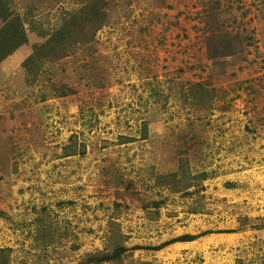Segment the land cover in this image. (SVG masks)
I'll use <instances>...</instances> for the list:
<instances>
[{
	"label": "rangeland",
	"instance_id": "374dc122",
	"mask_svg": "<svg viewBox=\"0 0 264 264\" xmlns=\"http://www.w3.org/2000/svg\"><path fill=\"white\" fill-rule=\"evenodd\" d=\"M0 6V264H264V0Z\"/></svg>",
	"mask_w": 264,
	"mask_h": 264
},
{
	"label": "trees",
	"instance_id": "16d2710c",
	"mask_svg": "<svg viewBox=\"0 0 264 264\" xmlns=\"http://www.w3.org/2000/svg\"><path fill=\"white\" fill-rule=\"evenodd\" d=\"M92 5V7L91 8H93V12H95L96 10H100V7H98V4H96V3H94V4H91ZM5 8V7H4ZM3 8L0 6V21H2V22H4V25H3V27H1L0 28V30H4V28L5 27H7L10 23H12V19H8V17L10 16L9 14H7L6 12H1V10H2ZM99 14V13H98ZM100 16H101V14H100ZM6 22V23H5ZM6 25V26H5ZM10 32V31H9ZM12 32V31H11ZM12 34H14L15 35V33L14 32H12ZM6 40V41H5ZM23 40H24V35H20L19 36V38L16 40L15 39V37H13V38H9V33H5V35H4V38H3V43L4 44H6L7 43V45H10V44H14V43H12V41H14L15 42V44H14V46L11 48V51L13 50V49H15L18 45H20L22 42H23ZM11 46V45H10ZM53 50V51H52ZM54 51H56V50H54L53 48H48V50H46L45 49V46H41L39 49H37L26 61H25V63H24V65L26 66V67H29V64H31V62L33 61V60H35V59H38V58H40V57H49V55L51 54V53H54ZM9 54V53H8ZM7 54V55H8ZM51 56V55H50ZM6 57V55H2L1 57H0V60H2V59H4ZM51 57H53V56H51ZM28 64V65H27ZM197 238V236H195V235H193V236H191V235H183V236H179V237H177V238H175V239H173V240H171L170 242H167V243H165L164 245H161V246H158V247H155L154 249H156V250H160L161 249V247H163V246H165V245H169V244H172V243H176V242H190V241H193V240H195ZM124 249L123 248H117V249H115L114 250V253L112 254V257H114V258H119V256H121L123 253H124ZM105 259V258H104Z\"/></svg>",
	"mask_w": 264,
	"mask_h": 264
}]
</instances>
